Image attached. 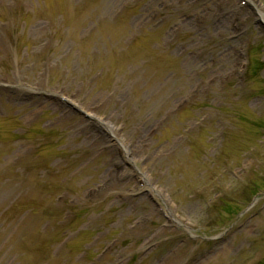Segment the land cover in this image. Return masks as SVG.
Instances as JSON below:
<instances>
[{"label": "rangeland", "instance_id": "1", "mask_svg": "<svg viewBox=\"0 0 264 264\" xmlns=\"http://www.w3.org/2000/svg\"><path fill=\"white\" fill-rule=\"evenodd\" d=\"M261 263L264 0H0V264Z\"/></svg>", "mask_w": 264, "mask_h": 264}]
</instances>
